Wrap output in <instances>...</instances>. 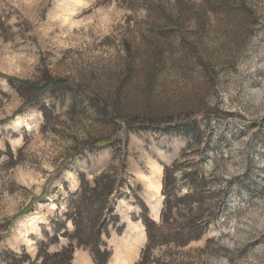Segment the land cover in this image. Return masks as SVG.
I'll return each instance as SVG.
<instances>
[{
	"label": "rangeland",
	"instance_id": "1",
	"mask_svg": "<svg viewBox=\"0 0 264 264\" xmlns=\"http://www.w3.org/2000/svg\"><path fill=\"white\" fill-rule=\"evenodd\" d=\"M189 4L0 1V75L65 82L37 95L0 77V264L23 252L35 264L53 229L48 251L65 246L79 175L91 182L108 168L123 181L107 264H137L138 219L160 222L173 162L179 196L193 188L183 174L197 171L192 214L207 224L184 247H152L145 264H264V0H227L217 14ZM72 264L94 263L76 248Z\"/></svg>",
	"mask_w": 264,
	"mask_h": 264
},
{
	"label": "trees",
	"instance_id": "2",
	"mask_svg": "<svg viewBox=\"0 0 264 264\" xmlns=\"http://www.w3.org/2000/svg\"><path fill=\"white\" fill-rule=\"evenodd\" d=\"M172 1L177 2L178 0ZM184 1L190 3L191 9L193 7L207 6V11L217 14L227 0H202L198 4H194L189 0ZM240 1L244 5V0ZM158 5L157 3V7H159ZM173 21L175 25H179V19L175 17ZM2 24L0 16V26ZM0 77L3 76L0 75ZM3 78L6 79L11 88L33 90L37 95L49 88L61 87L65 83L52 80L37 83L17 80L11 77ZM94 143L98 147L106 145L104 144L106 141L101 139L96 140ZM177 165L176 162H173L170 166H165L163 169L162 195L164 200L160 222L156 224L145 214L138 219L141 220L145 227L147 244L137 264H145L147 252L154 246L174 244L178 247H184L191 241L200 239L203 235L202 230L206 226L207 220H204L201 215L192 214L193 207L196 206L199 209L203 201L201 195L197 193L196 185L194 186L197 171L193 170L183 174L182 180L185 179V183L189 186L193 185V188L190 193L179 196L174 178V174L178 170ZM121 175V172L115 168H108L91 182L86 180L83 174L79 175V189L70 198L69 208L64 215L65 222L72 223V230L68 231L65 224L62 226L64 232L61 236L68 243L58 251L50 253L48 248L58 242V233L61 231V229H53L54 233L47 243H40L35 264H72L76 248L87 251L94 264H107L111 253L105 248L104 239L109 238L111 229L117 228L119 223V218L114 214V207L116 199H120L122 195L120 191L123 181ZM184 208L187 209L188 214L187 216L185 215L183 221L179 222L176 216L178 212L181 214ZM28 211L29 209L27 208L11 220H6L4 222L6 230H9L12 222L17 217L26 214ZM9 254L11 258L5 260V264H25L29 260V257L24 252L19 256L14 253Z\"/></svg>",
	"mask_w": 264,
	"mask_h": 264
},
{
	"label": "bare ground",
	"instance_id": "3",
	"mask_svg": "<svg viewBox=\"0 0 264 264\" xmlns=\"http://www.w3.org/2000/svg\"><path fill=\"white\" fill-rule=\"evenodd\" d=\"M16 122L18 123L19 121L17 120ZM154 186H155V185H154ZM156 190L158 191V187H156ZM31 218H32V217H29V218H28V222H29L30 227H31V226L33 227V226L36 225V222H35L34 219H31ZM115 264H125V261L116 258V260H115Z\"/></svg>",
	"mask_w": 264,
	"mask_h": 264
}]
</instances>
